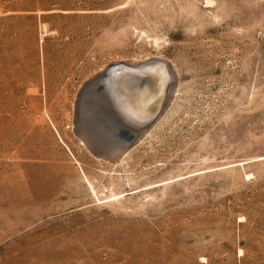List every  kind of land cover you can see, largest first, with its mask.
Listing matches in <instances>:
<instances>
[{
	"label": "rangeland",
	"instance_id": "374dc122",
	"mask_svg": "<svg viewBox=\"0 0 264 264\" xmlns=\"http://www.w3.org/2000/svg\"><path fill=\"white\" fill-rule=\"evenodd\" d=\"M150 57L175 94L94 156L82 85ZM0 264H264V0H0Z\"/></svg>",
	"mask_w": 264,
	"mask_h": 264
},
{
	"label": "bare ground",
	"instance_id": "6f19581e",
	"mask_svg": "<svg viewBox=\"0 0 264 264\" xmlns=\"http://www.w3.org/2000/svg\"><path fill=\"white\" fill-rule=\"evenodd\" d=\"M106 72L109 75V79L107 76L104 77L109 80L108 82H105V86L106 83L109 85V88L106 90L110 96L113 95L114 98L110 100V102L113 104L112 107H116L117 109L112 111V107L105 103V105H108L106 110L109 112L107 120L110 125L108 126L106 136L104 133V137L111 135V139H113V137L118 138L117 131L120 130V128L126 131L128 129L136 128L142 122L146 121L144 118H146L150 112L155 113L160 108L155 114L152 122L146 128L142 129L136 140L137 142L152 128L166 106H168L172 96L175 94L176 88L174 86V75L170 73L169 67H167L166 63L158 60V57H150L148 59L145 58L142 61H136L133 59L131 61L123 60L112 62L86 82L91 81L93 78H99ZM105 86H99V89H103ZM117 98L119 102L117 101ZM115 103H118V105ZM150 106H153V109L149 110L148 108ZM136 119H138V121ZM141 119L144 120L141 121ZM135 120L139 122V124H137ZM80 140L89 151L85 142L81 138ZM130 148L123 150L114 158L105 160L118 162L120 160V155Z\"/></svg>",
	"mask_w": 264,
	"mask_h": 264
},
{
	"label": "water",
	"instance_id": "95a60500",
	"mask_svg": "<svg viewBox=\"0 0 264 264\" xmlns=\"http://www.w3.org/2000/svg\"><path fill=\"white\" fill-rule=\"evenodd\" d=\"M106 76L109 79V75L106 72L103 73L101 77L93 78L91 81L82 85L76 101L75 113L76 133L85 142L89 151L101 159L114 158L123 150L132 147L142 129L146 128L152 122L155 114L160 109L159 108L155 113L150 112L148 116L146 115L147 117L144 118L146 121L142 122L136 128L128 129L127 131L120 128V130L117 131L118 138L113 137V139H111V135L104 137V133L106 136L108 126L110 125L107 120L109 112L106 108H108V105L111 107L113 106L110 100L114 98L113 95L110 96V94L107 93L108 91L106 89L109 88V85L106 83L105 86V82L109 80L104 78ZM99 86H105V88L99 89ZM105 103L108 105H105ZM115 104L118 105V103ZM111 109L115 111L117 108L112 107ZM148 109H153V106H150ZM144 119H141V121ZM136 120L138 121V119ZM137 121L136 123L139 124Z\"/></svg>",
	"mask_w": 264,
	"mask_h": 264
}]
</instances>
